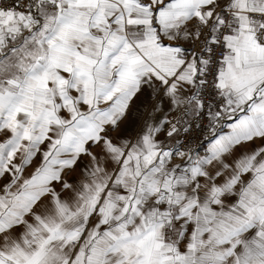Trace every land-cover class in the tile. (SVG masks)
Masks as SVG:
<instances>
[{
	"label": "snow or ice",
	"instance_id": "snow-or-ice-1",
	"mask_svg": "<svg viewBox=\"0 0 264 264\" xmlns=\"http://www.w3.org/2000/svg\"><path fill=\"white\" fill-rule=\"evenodd\" d=\"M0 264H264V0H0Z\"/></svg>",
	"mask_w": 264,
	"mask_h": 264
}]
</instances>
